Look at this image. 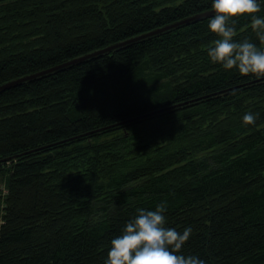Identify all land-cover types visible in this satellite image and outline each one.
Wrapping results in <instances>:
<instances>
[{"label":"trees","instance_id":"trees-1","mask_svg":"<svg viewBox=\"0 0 264 264\" xmlns=\"http://www.w3.org/2000/svg\"><path fill=\"white\" fill-rule=\"evenodd\" d=\"M212 3L0 0V83ZM214 14L0 89V264H105L161 203L192 229L181 254L264 264V77L211 61ZM235 25L259 46L251 17Z\"/></svg>","mask_w":264,"mask_h":264},{"label":"clouds","instance_id":"clouds-1","mask_svg":"<svg viewBox=\"0 0 264 264\" xmlns=\"http://www.w3.org/2000/svg\"><path fill=\"white\" fill-rule=\"evenodd\" d=\"M214 16L208 28L219 38L208 48L213 63L226 70L237 69L241 75L264 77V17L258 0H213ZM251 17V29L255 32L259 46L250 39L236 41L235 20ZM258 114L251 112L243 116L245 125H254ZM166 203L155 210L137 209V215L128 221L122 233L110 242L105 264H205L198 256L181 254L190 239L191 227L183 232L166 227Z\"/></svg>","mask_w":264,"mask_h":264},{"label":"water","instance_id":"water-1","mask_svg":"<svg viewBox=\"0 0 264 264\" xmlns=\"http://www.w3.org/2000/svg\"><path fill=\"white\" fill-rule=\"evenodd\" d=\"M215 12H214V9L211 8V9H208V10H205V11H201V12H198V13H195L193 15H190L188 17H185L181 20H178L176 22H173V23H170V24H167V25H164L162 27H158L156 29H153V30H150V31H147V32H144V33H141V34H138L136 36H133V37H129L127 39H124V40H120V41H116L114 43H111L105 47H102V48H99V49H95V50H92L90 52H87V53H84V54H81V55H78L76 57H73V58H70L66 61H63L57 65H54V66H51V67H48V68H45V69H42L40 71H37V72H34V73H30V74H26V75H23V76H20V77H17V78H14V79H11V80H8V81H5L3 83H0V89H3V88H6V87H9L11 85H14L16 83H19L21 81H24V80H27V79H30V78H33V77H36V76H39L41 74H44V73H47V72H50L52 70H55V69H58V68H61V67H64V66H67V65H70L72 63H75V62H78V61H81L85 58H88V57H91V56H94L96 54H100V53H103V52H106V51H110L114 48H117V47H120L122 45H125L127 43H130L132 41H135L137 39H140V38H143L145 36H148V35H151V34H154V33H157V32H161L169 27H172V26H177V25H181V24H184V23H188L190 21H195V20H198L200 18H203V17H206V16H210V15H213Z\"/></svg>","mask_w":264,"mask_h":264}]
</instances>
